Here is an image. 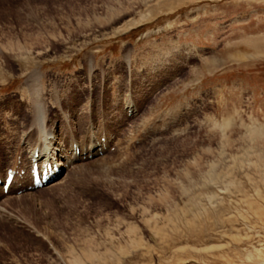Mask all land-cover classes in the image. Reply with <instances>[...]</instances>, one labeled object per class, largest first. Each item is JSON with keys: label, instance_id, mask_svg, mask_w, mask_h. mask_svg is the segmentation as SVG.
<instances>
[{"label": "rangeland", "instance_id": "rangeland-1", "mask_svg": "<svg viewBox=\"0 0 264 264\" xmlns=\"http://www.w3.org/2000/svg\"><path fill=\"white\" fill-rule=\"evenodd\" d=\"M45 133L0 264H262L264 0H0V176Z\"/></svg>", "mask_w": 264, "mask_h": 264}, {"label": "bare ground", "instance_id": "bare-ground-1", "mask_svg": "<svg viewBox=\"0 0 264 264\" xmlns=\"http://www.w3.org/2000/svg\"><path fill=\"white\" fill-rule=\"evenodd\" d=\"M18 57H21V56H18ZM22 58V57H21ZM35 76V75H34ZM31 78V77H30ZM38 113V112H37ZM36 118V117H35ZM38 123V122H37ZM43 128V127H42ZM25 131V130H24ZM39 132H42L41 130ZM259 132L260 131H257L255 129H252L249 131V134L251 138L253 139H257L259 137ZM17 135V134H16ZM40 136L37 137V139L35 140L34 144L33 145H29V148L31 147V149H29L28 153H29V163L30 164V159L32 157V154L34 153L35 150H38V153L42 156H45L47 157L48 159L50 160H53L55 161L61 168L66 169L68 167H72V164H70V162L66 159L64 160L63 157H61L60 155H63V153L61 152V147H55V146H51V147H48L47 145V138H46V133L45 134H39ZM93 136L95 135H92L90 136L88 139L86 140H83V142H81L83 144V152L80 151V154L83 153V154H89V155H92L95 156L98 154V148L100 147V150H103V148L106 147V145H102V143L100 142H94L93 140L94 139H99V138H92ZM96 136H103V134H99V135H96ZM105 136V135H104ZM21 138V137H20ZM43 138H46L45 141H42ZM140 139V138H139ZM79 141V140H78ZM19 143V142H18ZM53 143V142H51ZM49 143V144H51ZM109 143V142H108ZM32 144V143H31ZM88 144V145H87ZM69 146V145H68ZM28 149V148H27ZM23 150V149H22ZM80 150V149H79ZM60 153V154H59ZM58 154V155H57ZM69 154V153H68ZM72 156H75L76 157V161H79V155L77 156L76 154L73 153V149H72V152H71ZM57 155V156H55ZM19 156H21L22 160H21V166H20V169H24L25 166H26V160L24 161L23 158H25V156L23 157L22 155H18V159H21ZM261 160H262V157H259ZM81 160V159H80ZM64 162V166L62 165V162ZM68 161V162H67ZM7 164L5 163L4 164V167H5V171L3 172L4 174L1 175L2 177H4L5 173H6V170H7V167L9 166H6ZM14 166H18V160L16 162V164ZM2 168V167H1ZM3 171V170H2ZM26 180H24V183H25ZM55 182V181H54ZM53 182V183H54ZM29 185H31V179H30V183ZM13 186L14 185H11L10 187V190L11 191L13 189ZM1 189V187H0ZM2 192V193H1ZM0 194L2 195L3 194V191L2 189L0 190ZM89 258H92V256L90 255ZM262 264H264V262H262Z\"/></svg>", "mask_w": 264, "mask_h": 264}]
</instances>
